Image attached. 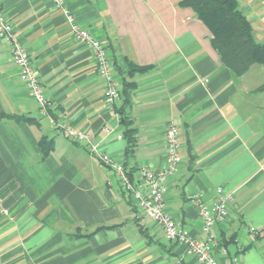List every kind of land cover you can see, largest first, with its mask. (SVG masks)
<instances>
[{
    "label": "crops",
    "instance_id": "0c3cea01",
    "mask_svg": "<svg viewBox=\"0 0 264 264\" xmlns=\"http://www.w3.org/2000/svg\"><path fill=\"white\" fill-rule=\"evenodd\" d=\"M181 1L65 2L108 47L122 92L117 107L124 81L134 83L137 146L128 160L117 107L107 105L93 52L75 39L66 14L52 0H0L50 101L42 114L0 38V264H201L136 208L100 157L114 158L137 182L142 167H164L170 123L180 130L182 161L168 178L167 210L203 241L190 196L210 203L219 186L234 192L228 218L213 227L216 256L222 264H264V64L236 74L210 28ZM239 2L264 43V0ZM131 64L148 68L130 73ZM53 119L89 140L57 131Z\"/></svg>",
    "mask_w": 264,
    "mask_h": 264
},
{
    "label": "built area",
    "instance_id": "2783aa9c",
    "mask_svg": "<svg viewBox=\"0 0 264 264\" xmlns=\"http://www.w3.org/2000/svg\"><path fill=\"white\" fill-rule=\"evenodd\" d=\"M52 1L57 8L66 14L70 31L75 39L86 43L91 48L98 75L106 84L105 101L107 105L115 110L121 101L122 94L120 81L117 78L106 43L77 20L75 14L66 6V0ZM0 38L5 39L11 46L15 63L20 69V78L26 81L31 88L32 96L40 105V112L44 115L49 114L50 101L45 95L30 53L21 42L12 22L5 17L1 10ZM53 125L57 131H66L69 137L74 140L82 141L90 138L84 131L62 124L55 119H53ZM91 148L93 151L99 152L95 145L91 144ZM180 149L179 127L174 123H170L166 130V163L164 167L159 171H155L150 167H142L140 169V179L137 182L131 180L124 166L114 158L102 153H100V157L106 164L116 169L120 174L123 186L133 197L137 208L162 228L166 239L185 243L187 252L195 255L201 264H222L216 256V247H219V242L215 238L213 227L228 218L230 205L235 201L234 192L226 191L222 186H219L216 189L215 200L210 203L206 202L201 194L191 195L190 200L198 207L203 218V231L207 234V239L200 241L190 235L182 227L181 222L175 219L166 208L168 178L176 171L182 161ZM220 248L224 253L227 252L226 247L222 246ZM231 264L239 263L235 259Z\"/></svg>",
    "mask_w": 264,
    "mask_h": 264
},
{
    "label": "trees",
    "instance_id": "16d2710c",
    "mask_svg": "<svg viewBox=\"0 0 264 264\" xmlns=\"http://www.w3.org/2000/svg\"><path fill=\"white\" fill-rule=\"evenodd\" d=\"M180 5L191 7L198 13L213 34V47L220 54L225 65L236 74H244L254 63L264 64V43L256 39L253 24L244 13L239 0H182ZM147 68L131 64L129 72L143 71ZM133 87V82L124 81L123 102L117 107L127 141L126 157L128 160L134 156L137 146L136 128L133 126L130 115L133 105ZM259 89L264 90V83ZM45 142L51 143L44 137L41 143ZM51 149L52 147L48 146L44 155L50 153ZM125 171L133 180L131 171L126 169Z\"/></svg>",
    "mask_w": 264,
    "mask_h": 264
}]
</instances>
